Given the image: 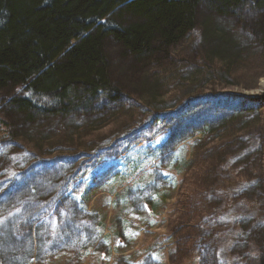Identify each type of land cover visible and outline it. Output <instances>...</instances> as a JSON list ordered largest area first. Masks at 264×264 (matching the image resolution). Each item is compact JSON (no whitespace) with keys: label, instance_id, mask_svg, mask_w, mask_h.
I'll return each mask as SVG.
<instances>
[{"label":"trees","instance_id":"16d2710c","mask_svg":"<svg viewBox=\"0 0 264 264\" xmlns=\"http://www.w3.org/2000/svg\"><path fill=\"white\" fill-rule=\"evenodd\" d=\"M232 19L233 28L220 23ZM195 32L200 42L198 66L220 81L257 86L264 71V0H0V148L24 139L40 152V174L47 177L46 167L54 171L65 159L78 163L85 146L80 138L95 129L88 126L102 119L103 112L118 110L130 93L138 99H155L153 90L166 69L180 67L172 54L181 53L184 41ZM111 44L120 47V54L113 55ZM201 95L184 96V103L155 112L146 125L153 133L168 131L159 144L162 154L202 133L194 161L202 160V172L212 176L203 188L214 197L207 206L215 212L202 233L221 225L213 222L216 219L227 221L224 233L237 245L245 235L239 227L242 219L264 221V196L252 211L241 212L222 195L228 199L264 194V101L232 92ZM193 105L202 106L196 116L190 112ZM138 133L141 139L152 137L144 128ZM53 151L60 153L49 155ZM85 165L79 163L76 170H85ZM66 177L47 178L58 186L53 195L43 199L45 193L34 194L22 202L21 208L31 207L33 214L27 224L37 228L46 217L62 233L75 220V211H83L74 200L73 208L62 212L64 219L51 217L55 201L65 191ZM29 189L36 192L35 186ZM226 203L227 213L220 214L219 205ZM8 214L5 221L12 223ZM14 239L21 244L29 237L13 236L9 241ZM5 252L0 257L9 261ZM223 255L224 251L221 257L226 258Z\"/></svg>","mask_w":264,"mask_h":264},{"label":"rangeland","instance_id":"374dc122","mask_svg":"<svg viewBox=\"0 0 264 264\" xmlns=\"http://www.w3.org/2000/svg\"><path fill=\"white\" fill-rule=\"evenodd\" d=\"M233 22L220 20L229 28H233ZM196 33L184 41L181 53L172 54L180 67L166 69L162 82L153 90L155 99H138V95L130 93L118 110L103 112L99 115L102 119L88 126L95 129L91 135L80 138V144L85 146L78 163L65 159L54 171L46 167L47 177L40 174V152L24 139H14L11 147L0 148V227L5 233L0 237V253L6 251L9 258L6 261L0 257L2 264H217L218 260L219 264H264V221L242 219L239 227L245 235L237 245L224 233L227 221L216 219L213 222L221 225H212L207 235L202 233L210 227L209 217L213 219L215 214L207 206L214 197L203 188L212 176L202 172V160L194 161L195 146L202 133L162 154L159 144L168 131L156 129L153 133L152 126L146 125L155 112L184 103V96L189 99L232 92L264 101V71L256 87L244 88L220 81L210 70L198 66L200 42L197 43ZM111 45L113 55L120 54V47ZM114 61L118 64L117 59ZM230 82H235L232 77ZM190 108L193 116L202 110L201 105ZM141 128L152 137L141 139ZM24 145L29 150L23 151ZM59 153L53 151L49 155ZM81 162H86L85 170L77 171ZM54 174L67 176V184L61 199L55 201L51 217L64 219L62 212L66 208L71 210L76 204L74 200L83 209L79 214L75 211V220L62 233L54 230L55 221L48 224L46 217L39 220L42 224L38 223L37 228L27 224L33 215L31 207L21 208L22 202L31 200L34 194L45 193V199L58 190L56 183L47 180ZM32 186L36 192L29 189ZM262 196L248 193L227 199L222 195L231 202L230 207L233 203L232 209L241 212L252 211ZM213 204H217L216 200ZM14 207V213H10ZM221 211L220 214L227 213V203L219 205ZM7 213L12 214V223L5 221ZM13 236L29 239L18 244L16 239L9 241ZM223 251L227 255H223L224 259Z\"/></svg>","mask_w":264,"mask_h":264}]
</instances>
